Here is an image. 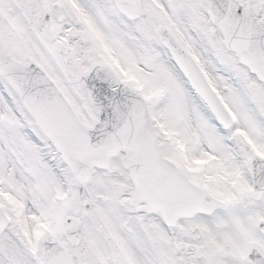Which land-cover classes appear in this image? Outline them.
<instances>
[{
    "label": "snow or ice",
    "instance_id": "6c2138e0",
    "mask_svg": "<svg viewBox=\"0 0 264 264\" xmlns=\"http://www.w3.org/2000/svg\"><path fill=\"white\" fill-rule=\"evenodd\" d=\"M0 264H264V0H0Z\"/></svg>",
    "mask_w": 264,
    "mask_h": 264
}]
</instances>
